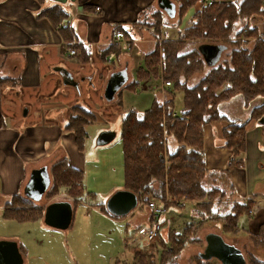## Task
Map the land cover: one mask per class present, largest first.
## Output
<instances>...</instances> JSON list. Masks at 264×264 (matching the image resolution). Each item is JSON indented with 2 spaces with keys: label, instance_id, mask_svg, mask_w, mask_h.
<instances>
[{
  "label": "crops",
  "instance_id": "obj_1",
  "mask_svg": "<svg viewBox=\"0 0 264 264\" xmlns=\"http://www.w3.org/2000/svg\"><path fill=\"white\" fill-rule=\"evenodd\" d=\"M173 1L177 5L178 21L173 23L176 29L171 26L168 33L163 19L169 16L159 8L158 0H0V240L17 241L24 260L26 255L21 249L24 242L19 234L27 230L25 227H52L44 222L45 207L53 202L69 201L74 216L78 204L92 206L90 199L94 194L87 190L84 181L87 166L84 153L87 127L98 118L96 115L84 127L87 135L81 144L77 142L69 126L76 113L74 108L82 107L96 114L93 107L79 103V97L90 94L92 99L101 100L110 74L126 70L128 79L113 100L123 111L121 126L127 113L136 111L142 115L155 101L163 104L173 98L174 112L182 111V105L176 107V98L183 104V92L160 86L164 79L161 65L155 64L156 50L160 56L163 41L178 39L181 31L192 24L194 14L207 6L208 0H200L184 12L180 11L179 1ZM190 11L191 17L182 26V19ZM251 20L255 30L264 37V17L253 16ZM116 27L129 31L134 41L130 48L111 36ZM195 41L188 40V45ZM215 44L222 46L219 59L212 65L206 64L208 69L203 72L192 75L188 85L197 84L210 68L228 59L235 47L226 42ZM70 47L76 48L77 53L70 54ZM110 54L115 56L111 63L107 62ZM56 67L67 69L79 83L78 88L64 83V74L55 70ZM141 67L143 70H138ZM157 69L159 77L155 75ZM88 85L92 86L89 91ZM263 103L262 96L246 105L244 97L237 94L218 105L227 119L204 125V163L213 174L207 178L209 185L216 183L232 193L228 202L252 204L253 212L239 217L241 230L236 237L258 234L264 225V124L252 117V108ZM229 122L245 124L244 144L238 152L226 144L223 136ZM177 147L176 139L167 137L168 151ZM64 158L72 168L82 172L85 191L80 199L69 195L63 187L59 190L54 187L51 168ZM43 166L48 167L51 184L40 200H34L25 196L24 189L33 169ZM138 198L137 208L143 212L136 229L150 220V210L143 203L144 195ZM103 205L106 203L95 207L105 212ZM36 210L41 213L35 215ZM5 223H11L13 231L4 232Z\"/></svg>",
  "mask_w": 264,
  "mask_h": 264
},
{
  "label": "trees",
  "instance_id": "obj_2",
  "mask_svg": "<svg viewBox=\"0 0 264 264\" xmlns=\"http://www.w3.org/2000/svg\"><path fill=\"white\" fill-rule=\"evenodd\" d=\"M177 1L180 3V11L184 12V9L191 8L200 0ZM256 14H264V0H212V4H207L196 12L192 24L181 31L178 39L163 41L160 56L159 50H156L155 64L161 65V76L172 82L173 89L183 92L182 111L179 114L174 112L173 98L163 104L155 101L142 115L136 111L127 113L121 126L123 179L127 189L139 196L142 195L138 191H151L154 197L161 200H179L184 197L199 200V204L193 206L194 211L198 210L207 218L222 221L221 228L234 234L241 230L238 227L240 215L248 214L252 210V204L228 202V199H232V193L216 183L214 186L209 185L207 178L213 174L209 173L204 163L203 130L205 123L227 119L218 110V105L232 96L241 94L246 105H250L257 97H264V37L257 30L251 29L250 35H256V41L251 46L245 41L234 42L235 47L228 54V59L210 68L193 86L188 85L190 77L203 72L207 62L198 48L182 51L188 45V40L210 39L215 43L221 40L231 44L234 22L252 18ZM157 71L158 69L155 70V75L159 77ZM74 109L76 113L72 115L69 126L73 129L77 142L81 144V140L87 135L84 127L92 123L96 115L82 107ZM252 109V117L260 119L264 116V103ZM244 125L229 122L223 130L226 144L236 152L244 144ZM169 136L178 142V147L173 151H168L167 148ZM51 169L56 190L63 187L69 195L78 199L83 196L85 186L82 172L72 168L66 158L58 161ZM156 183L159 184L158 192L155 189ZM218 203L220 208L225 209L224 213L214 212V205ZM164 204L166 208L171 205L167 202ZM102 209L111 215L105 205ZM38 212L41 213L37 211L35 215ZM189 225L190 222L183 224L180 231L172 229L176 243H182L179 240L187 238L191 230L188 229ZM263 228L264 225L261 230ZM260 232L254 235L257 236ZM159 237L158 240L162 239L165 244L163 233ZM172 251H159L162 263H165L167 254L172 255ZM144 256L139 254L134 263L155 264L152 259L154 257ZM252 261V264H264L255 258ZM204 263L198 259V264Z\"/></svg>",
  "mask_w": 264,
  "mask_h": 264
},
{
  "label": "rangeland",
  "instance_id": "obj_3",
  "mask_svg": "<svg viewBox=\"0 0 264 264\" xmlns=\"http://www.w3.org/2000/svg\"><path fill=\"white\" fill-rule=\"evenodd\" d=\"M201 4L203 3L201 2ZM191 15L192 11L188 12L182 19V26L187 24V19ZM254 16L264 17V14ZM251 19L242 18L234 22V32L230 39L232 47L235 46L234 42L245 41L248 46H251L256 41V35H250V30H255ZM163 21H165L164 29H167L168 33L171 26L174 30L176 29V24H173L178 21L176 17H165ZM168 33L164 34L168 35ZM203 42L215 43L214 40L210 39H198L187 46L185 45L182 52L196 48L199 43ZM217 42L223 43L224 41L219 40ZM228 52L229 49L224 52L222 60ZM217 57L220 55L218 54ZM217 57L214 59L215 63L219 59ZM205 69L208 68L205 67ZM90 88L92 86L88 85L87 91ZM83 92L85 91L83 90ZM103 96L101 100L96 97L92 99L90 94H87L86 98H78L79 103H84L90 108L93 107L98 118L87 127L88 139L85 140L84 153L87 158L86 179L84 181L87 190L94 194L93 198L90 199L93 207L83 206V204L75 206L72 225L67 229L43 228L39 225L33 228L25 227L24 229L27 230H23L19 234L24 242V246L21 247L26 255L24 264H135L134 261L139 258V254H144V257L147 258L154 257L152 259L155 264H198L200 257L197 254L204 250L206 246L204 240L210 232L222 234L224 241L239 247L246 257L247 264H252L253 258L264 263V228L257 236L252 234L236 237L234 233L225 232L221 228L222 221L207 218L198 210L194 211L193 206H197L199 200L187 198L188 201L185 202V205L167 202L171 205L167 208L168 213L164 215L166 224L164 231L161 232L164 235L165 244L162 239L158 240L160 237L151 243L137 238L136 225L140 222L139 216L143 212L142 209L137 208L124 219H120L95 207L97 204L106 203L114 192L124 187V166H122L124 165V158L123 153H121L120 140V113L123 111L121 107H117L116 103H113L114 99L108 100L104 94ZM178 100L176 98L177 108L182 105ZM103 131H113L116 133V137L110 143L99 145L96 140ZM210 186L214 185L211 184ZM155 189L158 192V183L155 184ZM219 204L214 205V212L224 213L225 209L220 208ZM189 222L191 225L188 226V229L191 230L187 238L185 240L178 239L182 243H176L173 240L175 235H173L172 229L176 228L177 231H180L182 225H187ZM5 224L4 232L13 231L11 223ZM15 224L18 223L15 222ZM18 231H22V229ZM162 249L173 250L172 255H166L168 257L164 259V261L166 260L165 263H162L163 261L159 257V251ZM201 260L203 263L210 262L204 264H221L216 258L211 259V261Z\"/></svg>",
  "mask_w": 264,
  "mask_h": 264
},
{
  "label": "water",
  "instance_id": "obj_4",
  "mask_svg": "<svg viewBox=\"0 0 264 264\" xmlns=\"http://www.w3.org/2000/svg\"><path fill=\"white\" fill-rule=\"evenodd\" d=\"M158 6L167 16L174 18L177 13V5L173 0H158ZM221 45L215 43L199 44V50L206 60L207 64L212 65L215 57L220 55ZM218 58V57H217ZM55 70L64 74V83L70 84L78 88L79 83L74 80L72 74L63 67H56ZM126 70H119L110 74L104 88L105 98L114 99L120 87L125 84L128 79ZM260 124H264V116L259 119ZM116 133L113 131H103L96 141L99 145L110 143L114 139ZM47 166L43 168L33 169L27 182L24 193L34 200H40L42 195L48 190L51 184V178ZM139 202L138 195L129 189H120L106 202L108 212L116 217H125L129 215ZM69 201L53 202L45 207L44 222L55 228L67 229L73 218V208ZM224 237L220 233L210 232L206 235V246L203 251L199 252V256L204 260L218 259L221 264H247L246 257L242 250L234 244L224 241ZM24 257L19 249V244L15 240H0V264H24Z\"/></svg>",
  "mask_w": 264,
  "mask_h": 264
},
{
  "label": "built area",
  "instance_id": "obj_5",
  "mask_svg": "<svg viewBox=\"0 0 264 264\" xmlns=\"http://www.w3.org/2000/svg\"><path fill=\"white\" fill-rule=\"evenodd\" d=\"M208 4H212V1L208 0ZM97 9H100V8L98 7ZM65 27H66L65 25H62V28H65ZM111 36L114 38L116 42L125 43V45L129 48L134 42L133 39L130 38L129 31L121 29V28L116 27L112 31ZM68 51L70 54L77 53L76 48H73V47H70ZM114 57H115L114 54H110L107 58V62L111 63L112 61H114ZM171 84L172 82L170 80H164V82L160 86L170 88L172 87ZM138 192L139 194L144 195L145 197V200L143 201V203L150 210V217H149L150 220L148 221L147 224L141 225L137 228L136 230L137 238L144 242L151 243L159 238L161 232L163 231L162 229L164 228L166 224L164 215H166L167 213V208L164 203L171 201L179 205H185L186 204L185 202H187L188 199L184 197L183 199H179L175 201L170 200L169 198L165 200H161V199L154 197L151 191H148V192L138 191ZM252 212L253 210H251L249 213H252Z\"/></svg>",
  "mask_w": 264,
  "mask_h": 264
},
{
  "label": "flooded vegetation",
  "instance_id": "obj_6",
  "mask_svg": "<svg viewBox=\"0 0 264 264\" xmlns=\"http://www.w3.org/2000/svg\"><path fill=\"white\" fill-rule=\"evenodd\" d=\"M198 254H199V253H198ZM198 254H197V255H198ZM198 257H200V256L198 255ZM200 259H202V258L200 257ZM207 261H211V260H207Z\"/></svg>",
  "mask_w": 264,
  "mask_h": 264
}]
</instances>
